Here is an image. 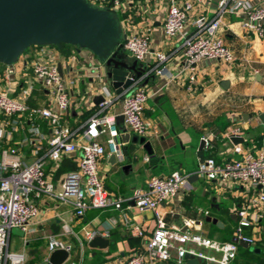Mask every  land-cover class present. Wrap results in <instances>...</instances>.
<instances>
[{"label": "crops", "instance_id": "0c3cea01", "mask_svg": "<svg viewBox=\"0 0 264 264\" xmlns=\"http://www.w3.org/2000/svg\"><path fill=\"white\" fill-rule=\"evenodd\" d=\"M118 1L122 3L117 14L124 35L148 37L150 50L144 64L153 65L157 53L167 55L165 72L151 76L144 83L147 95L144 118L156 132H149L145 139L153 153L148 155L142 146L128 142L122 143L120 148L122 161L116 160L113 164L107 153L99 160L98 173L106 193L124 200L120 210L89 209L78 218L69 206L39 199L37 213L28 222L24 236L12 232L9 236V250L23 253L24 264L46 263L51 236L71 247L64 264H124L131 255H146V243L155 228L154 215L151 211L140 212L131 199L137 190L146 188L150 177H168L176 171L192 174L199 159L209 155L218 162L238 158L232 153L233 144L224 137L225 132L233 127L243 131L245 147L264 149V126L257 118L264 114V38L260 39L241 27L242 10L227 13L219 30V36L232 52L233 63L205 60L191 70L177 50L179 37L168 38L163 32L169 7L173 4L182 6L189 0H134L128 4ZM238 1L244 8H255L264 3V0ZM216 5L217 0L194 4L186 16L185 31L191 32L193 23L200 18L211 19ZM126 57L129 62L133 61ZM42 58L53 60L60 67L69 93V108L63 120L75 132L74 139L85 144L87 141L81 132L97 109L100 87L105 85L112 90L105 68L89 52L76 48L61 51L54 47H33L20 57L12 75L0 66V92L25 100L31 108L50 106L51 96L39 85H34L27 96L23 93L27 77L32 75V64ZM193 73L195 82L188 89L185 80ZM222 82H227L225 88L221 86ZM105 114L119 117L120 103L112 104ZM34 129L37 134H32ZM206 135L210 136V147L200 149L201 138ZM49 137L47 123L40 117L0 116V153L5 148L16 149L23 166L45 154ZM100 141L103 142V138ZM79 155L77 151L66 157L75 164V170ZM44 162L45 171L54 182L70 172L60 163L54 164L47 159ZM3 175L0 169V179ZM190 185L192 190L189 193H181L158 208L166 224L180 226L182 219H191L201 224L203 237L232 242L239 220L236 213L248 205L258 188L236 185L221 189L216 183L200 178ZM245 217L251 226L244 230V234L253 238L255 244L249 246L253 251L238 245L232 264H264V206L249 207ZM207 218L216 220L219 226L207 222ZM125 219L140 227L141 238L131 235ZM88 233L99 234L111 243L104 250L90 249L86 239ZM225 238L229 241H223ZM184 247L206 252L193 244ZM170 253L168 262L147 264H176V251Z\"/></svg>", "mask_w": 264, "mask_h": 264}, {"label": "built area", "instance_id": "2783aa9c", "mask_svg": "<svg viewBox=\"0 0 264 264\" xmlns=\"http://www.w3.org/2000/svg\"><path fill=\"white\" fill-rule=\"evenodd\" d=\"M88 1L100 7L109 6L116 12L122 5L118 0ZM133 1L123 0V4ZM212 1L189 0L182 6L173 4L169 7L163 23L166 37H179L177 50L191 70L196 64L205 60L233 63L232 52L219 36L223 17L229 12L242 10L244 19L241 27L260 39L264 38V3L255 8H244L242 2L238 0H217L214 16L211 19L196 20L193 23V30L186 32L185 19L193 5ZM123 49L130 59L147 67V71L119 94L108 86L100 87L103 100L97 105L95 113L88 118L81 132L87 141L85 144L81 145L74 139L75 132L63 120L69 108V93L53 60L42 58L32 64V75L27 77V87L23 92L24 96H27L34 85H39L51 96L50 106L31 108L25 100L11 98L6 93L0 92V116L40 117L46 121L50 133L45 154L28 165H22L21 155L16 149L10 147L1 150L0 169L4 175L0 179V264L25 263L23 253L9 250V236L13 229L25 231L28 222L37 213V201L41 198L71 207L78 218L89 209H121L124 200L112 198L106 193L98 173V162L105 153L113 155L119 162L122 161L120 153L122 143L116 116L106 115L105 112L112 104L120 103L119 115L123 118L126 133L146 138L152 128L144 118L147 101L144 83L153 75H162L167 61V55L157 53L153 65L144 64L150 50L148 37L145 35H125ZM185 81L189 85L188 89H191V85L195 82V74L188 76ZM31 132L37 134L35 129ZM232 136L243 138V131L238 127L229 128L224 137L229 140ZM101 138L103 142L100 141ZM201 140L204 148L210 147L209 135L203 136ZM77 151L80 155L76 170L67 172L58 182H54L45 171L44 161L47 159L57 164L62 158ZM232 153L238 158L221 162L212 157L199 159L197 168L192 174L176 171L168 177L152 176L148 179L144 190H137L134 193L131 199L134 206L140 212H153L155 228L146 243V255H131L124 264L168 262L171 258V250L176 251V264H184L185 255L203 264L234 262L238 250L237 243L203 237L200 234L201 224L191 219H182L180 226L168 225L158 211L166 201L192 190L188 178L193 175L207 182H214L221 189L236 185L254 190L258 188L248 205L237 211L236 216L239 220L234 235L238 242L254 246L255 240L244 234V230L251 226V222L245 216L249 207L264 206V149L250 150L243 143L233 145ZM124 223L132 236L139 238L143 236L138 225L127 219ZM95 235L97 234L88 233L86 239L90 241ZM187 244L203 248L206 252L187 249L184 247ZM47 249L49 253L64 250L69 254L71 251V247L56 236L49 237Z\"/></svg>", "mask_w": 264, "mask_h": 264}, {"label": "water", "instance_id": "95a60500", "mask_svg": "<svg viewBox=\"0 0 264 264\" xmlns=\"http://www.w3.org/2000/svg\"><path fill=\"white\" fill-rule=\"evenodd\" d=\"M124 38L119 16L109 6H96L88 0H0V64L9 75L13 74L14 65L27 49H59L61 45H69L93 55L105 68L112 90L119 94L147 71V67L137 61L129 62L123 49ZM58 71L61 74L59 66ZM226 85L227 82L221 84L223 88ZM102 100V97L97 98L96 104ZM257 118L264 126V114ZM116 124L121 143L138 144L148 155H152L151 145L145 138L126 133L121 116L116 118ZM229 141L233 145L244 143L242 137L232 136ZM199 148H203L202 140ZM110 160L113 164L116 161L113 155ZM195 179L196 175L190 176L188 182ZM206 221L219 226L216 220L207 218ZM12 233L24 236L20 229H13ZM232 242L253 251L236 238ZM110 243V240L97 234L88 242V247L104 250ZM68 255L64 250H56L50 253L44 264H64ZM184 260V264H200L199 260L189 255H185Z\"/></svg>", "mask_w": 264, "mask_h": 264}, {"label": "trees", "instance_id": "16d2710c", "mask_svg": "<svg viewBox=\"0 0 264 264\" xmlns=\"http://www.w3.org/2000/svg\"><path fill=\"white\" fill-rule=\"evenodd\" d=\"M31 48H33V47H31ZM31 48H29V49H31ZM70 48H74V47L69 46V45H61L60 48H59V50H61V51H62V50H68V49H70ZM29 49H27V50L24 52V54H25ZM0 66H3V65L0 64ZM209 157H212V158H213L212 155H209ZM59 163H60V165H61L63 168L67 169L68 171H73V170H75V164H74L73 162H71L69 159H67L66 157L62 158V160H61ZM58 173H59V172H58ZM58 173H57V174H58ZM223 241H229V238H225Z\"/></svg>", "mask_w": 264, "mask_h": 264}]
</instances>
